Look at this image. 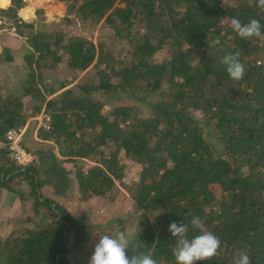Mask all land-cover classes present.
<instances>
[{"label": "trees", "instance_id": "trees-1", "mask_svg": "<svg viewBox=\"0 0 264 264\" xmlns=\"http://www.w3.org/2000/svg\"><path fill=\"white\" fill-rule=\"evenodd\" d=\"M56 1L83 23L104 24L126 51L116 55L66 32L63 24H73L67 8L60 22L40 14L25 21V0L0 9V29L26 42V76L13 89L0 84V193L8 190L52 219L0 226V264H73L71 247L93 233L42 189L52 184L61 194L72 182L80 200L105 198L126 160L142 167L128 187L142 213L114 214L101 235L125 231L129 257L175 264L169 225L185 223L191 239L201 234L190 223L198 216L221 240L217 254L198 264H235L242 252L264 264V41L241 38L230 26L231 18L258 19L264 31V13L248 0ZM217 37L220 45L209 48ZM159 51L166 55L154 63ZM236 52L245 65L238 81L221 63ZM14 60L8 47L0 52V67ZM63 66L70 79L60 80ZM89 71L94 80L79 83L77 75ZM29 112L32 123L49 119L38 138L57 150L22 168L7 134L26 126ZM84 160L94 165L85 170L78 166Z\"/></svg>", "mask_w": 264, "mask_h": 264}, {"label": "rangeland", "instance_id": "rangeland-1", "mask_svg": "<svg viewBox=\"0 0 264 264\" xmlns=\"http://www.w3.org/2000/svg\"><path fill=\"white\" fill-rule=\"evenodd\" d=\"M47 3L49 4V7L48 4L45 5L46 7H41L38 11L40 13H37L36 18L39 17L40 14L42 18H51L54 21L60 22L67 17L66 15H68V17L73 20V24H63L62 28L65 29L66 32H70L73 35H82L87 37L88 40L96 44L98 43L104 45L116 55H122L126 51V45L117 42L112 37L113 31L106 28L104 24L83 23L76 19L77 17H75L74 13L69 12L67 4L59 6L56 1L55 4L59 6L56 7L60 10V14L58 16H54L55 18H53L51 16V12L56 14L57 8H54V2ZM64 8H67L66 15L64 13L66 12ZM63 13L64 15H62ZM35 19L27 22H33ZM10 34L11 33L0 29V52L8 47L15 54V60L13 62L0 67V84H3L4 87L13 89L14 87H17V83L26 76L23 63L26 42L23 38L19 36L11 37L9 36ZM165 55V51L157 52L153 56V62H162ZM59 74L60 80L65 77L70 79V76L65 71L64 66L59 70ZM77 77L79 83L81 82L80 80H85L87 78L94 80V74L90 73V71L88 74H86V72L79 73ZM26 117H28L29 123L19 129L23 137V146L25 149L26 147H29V152L34 155L35 161L38 158H42V154L44 159L47 158L51 152L54 154L57 149L54 147L53 143H48L45 142V139L43 140L38 138V133H40L41 128L46 129L44 127L46 125L48 127L49 119L46 116L39 115L36 117V123H32V118H29L30 112L26 113ZM38 150L40 153H37ZM93 165L94 163L91 160H84L82 163L78 164V166L85 168V170L91 168ZM68 167L70 168L72 166L69 165ZM123 167L124 175L122 180L116 183V187L112 193L102 199L95 198L89 200L88 202L80 200L76 196L77 190L74 185L72 186V182H70L67 187L63 188V192L61 194L52 184L42 189V194L45 197L58 198L60 202H62L61 205L66 209H69L76 218L84 219V224L89 226L90 231L93 233L88 240L80 242L79 244L74 243L71 247L72 250L70 255L73 257V264H89L95 244L101 236L103 223L107 222L106 220H108L109 217L117 214L132 218L133 216L142 213V210L132 200V197L128 192V187L133 186V184H136L139 181L142 167L134 163V161L129 160L124 161ZM18 189L23 190L24 192L29 191L26 185H22L18 187ZM17 197L20 199L19 196ZM0 198L3 201V204H0V211L2 213V215H0V219L5 221L4 225L6 228L11 227V229H13L15 227H24L26 225V219L31 217L33 220H37L41 224H46L52 220L49 215L50 213L41 212L40 214H34L28 203H23L19 200V206H17L14 211L11 210L14 207L16 198L9 194L7 190H2ZM129 231L132 232L131 230Z\"/></svg>", "mask_w": 264, "mask_h": 264}, {"label": "clouds", "instance_id": "clouds-1", "mask_svg": "<svg viewBox=\"0 0 264 264\" xmlns=\"http://www.w3.org/2000/svg\"><path fill=\"white\" fill-rule=\"evenodd\" d=\"M249 6H255L261 13H264V0H248ZM230 26L241 38H258L264 41V31L258 19H251L248 23H241L238 18L230 19ZM223 35V34H221ZM219 37L214 39L208 47L220 45ZM221 63L226 66V71L232 80H240L245 73V65L240 60V53L226 54ZM192 229L200 230L201 234L191 239L186 236L187 225L172 222L169 225V232L176 238L173 255L175 264H198L214 257L221 247V240L212 232L204 231V224L200 217L194 216L191 219ZM129 249V240L125 231L105 233L100 236L95 244L94 251L90 257L89 264H159L152 256L147 254H135L129 257L126 250ZM235 264H251L249 255L246 252L240 253Z\"/></svg>", "mask_w": 264, "mask_h": 264}, {"label": "crops", "instance_id": "crops-1", "mask_svg": "<svg viewBox=\"0 0 264 264\" xmlns=\"http://www.w3.org/2000/svg\"><path fill=\"white\" fill-rule=\"evenodd\" d=\"M26 2H27V6L25 7V9H23V11L21 12V16H22V18H24V20L25 21H32L33 19H35L36 18V16H37V12L39 11V9L41 8V7H46L45 5L46 4H48L47 2H54V5H55V7L54 8H57V12H56V14H54L53 12H51L52 13V17L53 18H55L54 16H58L60 13H59V9H58V7L60 6V5H62V3H58L56 0H25ZM55 1L57 2V4H59V6L58 5H56L55 4ZM11 4V0H9V3H8V5L7 6H5V7H3L2 5H1V0H0V9H6L9 5ZM56 6H58V7H56ZM48 7H49V4H48ZM65 9V8H64ZM66 10V9H65ZM50 11V10H49ZM48 11V12H49ZM47 12V13H48ZM64 13H66V12H64ZM64 13L62 14V15H64ZM49 19H51V18H49ZM1 21H0V27H1ZM9 36H11V37H14V36H16V35H14L13 33H11ZM46 187V186H45ZM7 192L9 193V194H11L12 196H14L16 199H15V203H14V207H13V209H11V210H15V208L17 207V206H19V204H20V202H21V200L17 197V195H14V194H12L10 191H8L7 190ZM8 197V196H7ZM9 197H11V196H9ZM53 199H56V197H53ZM20 202H19V201ZM3 204V201L1 200V198H0V204ZM1 206V205H0ZM0 215H2V213H1V211H0ZM5 224V221L4 220H2V219H0V226H3Z\"/></svg>", "mask_w": 264, "mask_h": 264}, {"label": "built area", "instance_id": "built-area-1", "mask_svg": "<svg viewBox=\"0 0 264 264\" xmlns=\"http://www.w3.org/2000/svg\"><path fill=\"white\" fill-rule=\"evenodd\" d=\"M14 31L15 29L12 30V32ZM44 127L47 128V125ZM7 140L12 155L19 166L25 168L33 164L34 156L23 146V137L20 130H11L7 134Z\"/></svg>", "mask_w": 264, "mask_h": 264}]
</instances>
